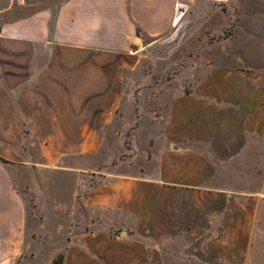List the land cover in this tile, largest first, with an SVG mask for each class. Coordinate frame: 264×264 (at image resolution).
Listing matches in <instances>:
<instances>
[{
	"label": "crops",
	"instance_id": "obj_1",
	"mask_svg": "<svg viewBox=\"0 0 264 264\" xmlns=\"http://www.w3.org/2000/svg\"><path fill=\"white\" fill-rule=\"evenodd\" d=\"M177 2L0 0V264H264V197L211 163L264 152V72L215 68L177 95L151 121L148 164L83 167L125 112L120 57L168 35ZM43 203L53 236L37 232Z\"/></svg>",
	"mask_w": 264,
	"mask_h": 264
},
{
	"label": "rangeland",
	"instance_id": "obj_2",
	"mask_svg": "<svg viewBox=\"0 0 264 264\" xmlns=\"http://www.w3.org/2000/svg\"><path fill=\"white\" fill-rule=\"evenodd\" d=\"M28 1L32 11L45 2ZM174 17L175 27L155 47L144 49L141 55L120 57L128 71L134 66L124 99L125 112L112 126L121 136L110 134L103 151L83 162V167L93 168L94 175L117 172L120 164L125 168L148 164L151 121L163 122L173 99L192 91L211 70L264 72V0H178ZM155 125L160 132V124ZM247 153L229 161L212 160L216 179L228 189L264 197V152L254 149ZM62 176H50V188L64 187ZM31 200L34 203L35 199ZM43 205L42 214L53 221H46L45 228L39 227L37 232L53 236V222L60 214ZM262 216L264 228V210ZM30 264H46L44 253Z\"/></svg>",
	"mask_w": 264,
	"mask_h": 264
},
{
	"label": "trees",
	"instance_id": "obj_3",
	"mask_svg": "<svg viewBox=\"0 0 264 264\" xmlns=\"http://www.w3.org/2000/svg\"><path fill=\"white\" fill-rule=\"evenodd\" d=\"M0 163H7V161L0 157ZM54 264H56V263H54ZM59 264H62V257L60 259V263Z\"/></svg>",
	"mask_w": 264,
	"mask_h": 264
}]
</instances>
